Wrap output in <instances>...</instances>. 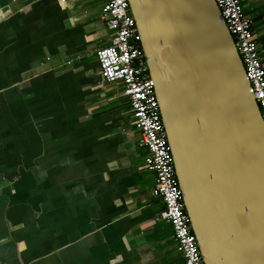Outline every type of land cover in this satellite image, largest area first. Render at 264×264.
Here are the masks:
<instances>
[{"label": "crops", "instance_id": "obj_1", "mask_svg": "<svg viewBox=\"0 0 264 264\" xmlns=\"http://www.w3.org/2000/svg\"><path fill=\"white\" fill-rule=\"evenodd\" d=\"M264 58V0H240ZM104 0H0V264H184L152 190Z\"/></svg>", "mask_w": 264, "mask_h": 264}, {"label": "water", "instance_id": "obj_2", "mask_svg": "<svg viewBox=\"0 0 264 264\" xmlns=\"http://www.w3.org/2000/svg\"><path fill=\"white\" fill-rule=\"evenodd\" d=\"M205 264H264V122L215 0H128Z\"/></svg>", "mask_w": 264, "mask_h": 264}, {"label": "built area", "instance_id": "obj_3", "mask_svg": "<svg viewBox=\"0 0 264 264\" xmlns=\"http://www.w3.org/2000/svg\"><path fill=\"white\" fill-rule=\"evenodd\" d=\"M215 3L232 36L264 122V58L250 18L240 0H215ZM101 19L111 32V41L96 54L99 73L106 83L123 86V96L130 104L135 128L140 133V144L148 152L144 167L155 176L152 194L163 205L160 218L170 224L184 264H205L185 211L154 84L128 0H104Z\"/></svg>", "mask_w": 264, "mask_h": 264}]
</instances>
